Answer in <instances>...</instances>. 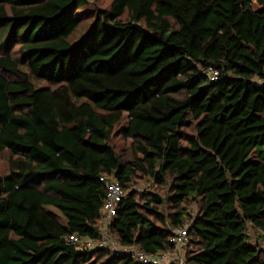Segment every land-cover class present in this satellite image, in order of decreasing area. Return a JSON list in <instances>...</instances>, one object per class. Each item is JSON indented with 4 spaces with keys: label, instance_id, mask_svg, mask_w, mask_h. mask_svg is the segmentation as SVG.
<instances>
[{
    "label": "trees",
    "instance_id": "trees-1",
    "mask_svg": "<svg viewBox=\"0 0 264 264\" xmlns=\"http://www.w3.org/2000/svg\"><path fill=\"white\" fill-rule=\"evenodd\" d=\"M4 152L0 264H138L66 241L98 239L104 179L118 248L172 253L185 228L186 264H264V0H0Z\"/></svg>",
    "mask_w": 264,
    "mask_h": 264
},
{
    "label": "built area",
    "instance_id": "built-area-1",
    "mask_svg": "<svg viewBox=\"0 0 264 264\" xmlns=\"http://www.w3.org/2000/svg\"><path fill=\"white\" fill-rule=\"evenodd\" d=\"M202 73L207 77L209 81L216 80L218 73L207 68ZM103 181V179H100ZM106 196L102 205L101 211V228L99 231V237L96 240L80 239L76 235H70L66 241L70 244L76 245L81 249H108L114 253L127 254L138 264H186L181 254L177 253H160V254H146L136 248L130 247L125 249L118 248L108 235V226L115 217L118 205L125 196L123 189L116 181H107L104 179ZM186 229L175 230L170 238V243L181 251L186 247Z\"/></svg>",
    "mask_w": 264,
    "mask_h": 264
},
{
    "label": "rangeland",
    "instance_id": "rangeland-1",
    "mask_svg": "<svg viewBox=\"0 0 264 264\" xmlns=\"http://www.w3.org/2000/svg\"><path fill=\"white\" fill-rule=\"evenodd\" d=\"M108 5V2H96L95 4L89 3L87 6V10L90 11L89 13L86 12L84 13V15L81 16V23L79 24V26L77 27V29L73 32V34L68 38V42L70 44L76 42L77 40H79L88 30V28L93 24L94 22V15H95V10L98 9V7L100 9L105 8ZM204 71V70H203ZM35 85L37 87H44L46 86L44 83H40V82H35ZM125 125V121H122V123L120 125H118L117 128H115V130L112 133V137L110 140L111 145L113 146L114 150L116 153L118 154H124L127 152V148L129 146V141H124L121 137V128L122 126ZM9 158V153L4 152L2 154H0V177L4 176L6 174V169H7V161ZM146 179L143 178L141 180L138 179V181L135 184L136 190L139 194L142 193H152L155 191L154 188L150 187L148 182L145 181ZM46 209L49 212H52L53 214H55L58 218V221L62 224H65V219L62 217V215L53 207L47 206ZM101 223V222H100ZM249 235L251 241L253 243H255V235L252 231H249ZM114 243V241H113ZM263 248L264 250V246L262 245L261 249ZM178 252V254H181L182 257L184 258L183 252L184 249H182L181 251H179V249L177 247H175V250L172 253Z\"/></svg>",
    "mask_w": 264,
    "mask_h": 264
},
{
    "label": "crops",
    "instance_id": "crops-1",
    "mask_svg": "<svg viewBox=\"0 0 264 264\" xmlns=\"http://www.w3.org/2000/svg\"><path fill=\"white\" fill-rule=\"evenodd\" d=\"M175 253H177V252H175Z\"/></svg>",
    "mask_w": 264,
    "mask_h": 264
}]
</instances>
